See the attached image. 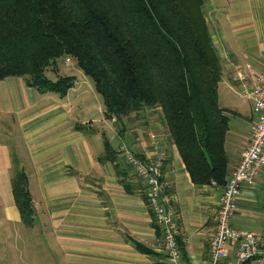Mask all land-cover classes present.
<instances>
[{
    "label": "crops",
    "instance_id": "obj_1",
    "mask_svg": "<svg viewBox=\"0 0 264 264\" xmlns=\"http://www.w3.org/2000/svg\"><path fill=\"white\" fill-rule=\"evenodd\" d=\"M202 1L226 90L219 106L232 112L225 139L231 171L260 117L251 101L231 94L238 95L239 74L264 72V0ZM53 73L54 80L67 76L57 66ZM71 76L74 85L63 97L41 93L23 77L0 80V264H167L143 184L117 152L121 143L142 159L164 154L163 182L180 230L177 264H206L222 187L193 184L160 108L108 119L94 84L85 75ZM105 141L114 154L100 161ZM13 156L27 176L31 226L14 200ZM231 224L264 237V169L254 184L242 185ZM228 250L232 255L233 247Z\"/></svg>",
    "mask_w": 264,
    "mask_h": 264
},
{
    "label": "trees",
    "instance_id": "obj_2",
    "mask_svg": "<svg viewBox=\"0 0 264 264\" xmlns=\"http://www.w3.org/2000/svg\"><path fill=\"white\" fill-rule=\"evenodd\" d=\"M63 56L92 79L106 118L160 108L193 184L225 185L232 112L219 106L222 66L202 0H0V80L23 77L63 97L75 77L45 73ZM104 150L99 160H112L108 141ZM12 161L14 200L31 226L27 176L16 156Z\"/></svg>",
    "mask_w": 264,
    "mask_h": 264
},
{
    "label": "built area",
    "instance_id": "obj_3",
    "mask_svg": "<svg viewBox=\"0 0 264 264\" xmlns=\"http://www.w3.org/2000/svg\"><path fill=\"white\" fill-rule=\"evenodd\" d=\"M65 63L70 64L71 60L66 58ZM237 80L238 94L252 102L260 117L252 125L249 143L222 187L206 264H264V237L231 224L242 185L245 182L254 184L264 169V72L239 74ZM117 152L143 184L146 206L162 232L167 264H177L181 257L180 230L172 196L165 190L163 182L164 154L155 152L142 159L126 143H121ZM229 246L233 247L232 255H229Z\"/></svg>",
    "mask_w": 264,
    "mask_h": 264
},
{
    "label": "rangeland",
    "instance_id": "obj_4",
    "mask_svg": "<svg viewBox=\"0 0 264 264\" xmlns=\"http://www.w3.org/2000/svg\"><path fill=\"white\" fill-rule=\"evenodd\" d=\"M65 59H66V57H60V58H57V60H56V66H57V68H59V71H60V73L61 74H64V75H79V76H83V75H85L82 71H81V69H79L78 68V66L76 65V63H74L72 60V58H69L70 60H71V64L70 65H65L66 63H65ZM54 67V66H53ZM53 67H51V68H48L47 69V75H48V77L50 78V79H52V80H54L55 79V75H54V73H53ZM45 72V73H46ZM86 76V75H85ZM87 77V80L89 81V83H90V85L91 86H93V81H92V79L89 77V76H86ZM81 81V80H80ZM218 89H219V94H220V98H219V103H220V105H224L225 103H226V100L224 99L225 98V91L226 90H224L223 89V86L221 85V84H219V87H218ZM99 96L102 98V96L99 94ZM231 96H233L234 98H236V99H239V100H241L242 98H241V96L238 94H231ZM241 98V99H240ZM129 116V115H128ZM127 116V117H128Z\"/></svg>",
    "mask_w": 264,
    "mask_h": 264
}]
</instances>
